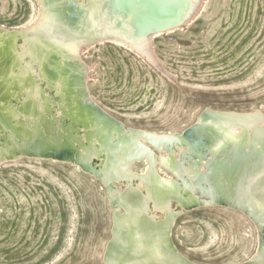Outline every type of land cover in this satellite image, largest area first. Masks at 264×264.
<instances>
[{
	"label": "bare ground",
	"instance_id": "bare-ground-1",
	"mask_svg": "<svg viewBox=\"0 0 264 264\" xmlns=\"http://www.w3.org/2000/svg\"><path fill=\"white\" fill-rule=\"evenodd\" d=\"M34 1L25 25H0V164H69L104 185L112 222L102 264H200L177 249L171 228L206 206L248 217L256 247L236 264H264V110L206 106L179 130L153 131L110 114L87 86L81 55L104 43L169 78L151 40L185 24L198 0ZM241 130L253 140L244 144Z\"/></svg>",
	"mask_w": 264,
	"mask_h": 264
},
{
	"label": "rangeland",
	"instance_id": "rangeland-1",
	"mask_svg": "<svg viewBox=\"0 0 264 264\" xmlns=\"http://www.w3.org/2000/svg\"><path fill=\"white\" fill-rule=\"evenodd\" d=\"M36 11L34 0H0V25L23 26ZM151 44L169 78L125 46L81 55L92 96L127 125L172 131L206 106L264 110V0H198L185 24ZM103 186L69 164H0V264H102L112 222ZM250 221L222 207L184 211L171 240L200 264H236L256 247Z\"/></svg>",
	"mask_w": 264,
	"mask_h": 264
},
{
	"label": "water",
	"instance_id": "water-1",
	"mask_svg": "<svg viewBox=\"0 0 264 264\" xmlns=\"http://www.w3.org/2000/svg\"><path fill=\"white\" fill-rule=\"evenodd\" d=\"M240 134L244 140V144H246L247 142H251L253 140V134H250L247 130H241ZM256 143H258L260 146L259 150L264 152V138L256 139ZM107 169H108V167H107ZM164 193H166V192H164ZM162 196L165 197L166 194H162ZM146 251L144 252L145 253L144 256L148 257V253ZM102 262H104L103 258H102Z\"/></svg>",
	"mask_w": 264,
	"mask_h": 264
}]
</instances>
